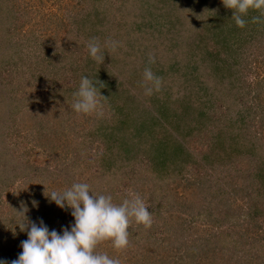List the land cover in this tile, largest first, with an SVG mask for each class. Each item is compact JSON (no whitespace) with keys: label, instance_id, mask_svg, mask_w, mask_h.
Listing matches in <instances>:
<instances>
[{"label":"trees","instance_id":"16d2710c","mask_svg":"<svg viewBox=\"0 0 264 264\" xmlns=\"http://www.w3.org/2000/svg\"><path fill=\"white\" fill-rule=\"evenodd\" d=\"M66 1L67 8L64 17L65 22L71 24L68 27L69 33L74 35L72 49L70 45L58 46L56 41L48 42V38H43L42 43L45 46L38 45L39 48L43 49L42 57L39 58V55L34 54L33 63H31L32 61H26L27 68H21L15 63L11 64V68L13 67L16 73H26L31 78H36L35 81L40 84L39 89L49 91H52L53 86H48L46 83L52 80L55 74L53 70L60 74L70 67L74 74L80 75L79 69L81 68L79 66L83 62L82 69L88 70L86 72L88 77L92 73L98 72L107 76L105 79L101 78L104 87L100 93L107 97V99H102V105H110V107L109 109H100L99 114L104 116H102L103 119H99V117L97 119L91 118L92 136L96 135L97 140L102 142L104 147L99 158L95 159L96 163H99L97 166L98 173L103 174L104 178L105 176L108 177L112 182L119 181L121 180L122 171L131 168L136 170L135 163L140 156H143L146 159L147 166L138 167L137 170L139 174L144 172L145 183L151 193V191L156 192L159 187H163L173 177L177 181L179 179L183 180L180 177L186 176L190 167L189 162H194L198 167L204 166L205 172L201 175L194 172L192 176L185 177L189 181L184 186L185 195L183 197V200H187V204L177 194H173L172 197L166 196L165 201L157 205L156 213L159 216L160 208L172 212L181 211V202H183L185 210L187 208V210L194 212L195 209L203 207V211L207 213L204 216L205 219L207 221L210 219L213 225L219 226L221 225V219L224 221L228 213L219 208V200L228 199L230 203L233 201V197L235 200L236 198L243 200L248 196L250 200L247 208H253L252 205L260 192L258 207H260V222H264V138H262L264 136V81L263 78H260L259 81L260 76L257 69L250 66L255 72L254 79L256 83H254L257 90L256 94L251 97H253L254 103H260V107L252 110L251 106L242 105V92L240 90H243V87L251 90L253 87H251L252 85H250L244 73L241 72V69L234 68L235 64H238L237 60L239 61L242 58L243 52H248V50H241L243 45L248 42L244 35L247 31L250 38L260 34V53L249 51L248 54L252 57L250 55L248 57L254 63L260 55V72L264 71V15H261L259 10L250 9L247 15L242 16L246 21L245 27L240 28L236 26L234 19L231 18L232 10L225 8L222 0H131L137 5V17H134L133 10L130 8L127 10V4L112 8L115 4L113 2L118 0ZM119 1L124 4V0ZM119 1L118 3H120ZM14 3L15 0L12 5ZM111 9L117 11L112 14ZM12 11L5 0L1 1L0 67L7 64L13 55L18 52L17 50L14 51V43L8 42L6 38L7 31L11 35L9 37L12 38L16 35L15 30L10 29L8 25L7 30L4 31L6 17ZM17 12H14V14ZM253 17H260L261 22L253 23ZM136 18L139 23V30L137 31L134 30ZM157 21L158 26H156ZM51 22L56 23L57 26L62 24V21L54 19L48 20L47 24ZM142 24H148V27L145 28ZM143 31L149 32L151 35L169 34L168 38L163 41L166 49L160 53L165 52L164 54H167L166 59L155 57V62L149 63L150 56L154 57L159 54H148L152 45L146 42L151 39L146 37V34L149 33ZM137 32L138 34L135 35L134 33ZM23 36L24 34H21V37ZM93 38H96L101 45L105 59L103 64L92 59L88 48L82 54V50L85 46L87 47L88 42ZM109 42H116L115 51L111 49ZM137 42L142 46L135 45ZM60 49L68 52L67 56L59 64H51L53 56L58 54ZM29 56L28 54V59ZM113 60L114 62H112ZM49 66H53L51 70ZM118 66L125 67L120 70ZM145 67H150L153 73L162 79L161 90L156 92V95L147 96L142 89H137L139 87L144 89L143 71ZM204 75L209 77V80L203 79ZM11 78L5 79L10 80ZM219 78L218 87L215 89L216 83L214 81ZM194 79L199 81L197 96L196 89L189 84ZM52 81L55 83V80ZM38 84H36V89ZM10 85L14 86L13 84ZM69 89L71 88L62 90L68 91ZM76 89L78 90V88ZM33 90L36 91L34 88ZM27 92L29 93L30 90H27ZM259 96L260 102L258 101ZM221 97L230 100L227 103L230 109H233L231 105H234L235 109H240L239 111L235 110V117H233L235 122L230 123L228 127L213 119L208 109L214 105L215 100L222 101ZM147 98L150 99L153 109H148L146 106ZM44 99L48 103L51 102V96L49 98V95H45ZM15 103L13 99H10V96L5 98L0 96V140L1 137H4L5 126L7 127L6 121L9 118L21 124V127L17 128L18 131L22 128L27 130L29 128L30 132L25 133V136L27 138L31 136L34 143L28 145L29 147L22 143L5 144V147L0 149V159L3 161V164L0 165V196L2 194L6 196H3L0 200V242L5 248L13 249L12 252L9 249L0 250V255L4 259H7V254L14 257L18 251H22L21 241L27 239L26 232H21L17 226L23 221V217L19 216L15 210L20 211L22 205L29 210L26 213L29 221L39 223L42 219L49 230L55 229L60 233L62 229H70V226L74 223L71 209H61L54 202H50L47 197L53 191L49 186L47 187V181L43 180L45 175H50L49 171L41 176V183L39 182L38 185L35 184L32 188H28L26 184L33 179V177L28 176L27 180L22 181L20 185L12 190L9 187L19 178L17 170H20L24 176L29 174L31 169L29 170L25 164L31 163L30 156L37 146L51 149L59 154H71L72 157L74 154L84 153L88 150V144H92L91 137H83L79 140L80 135H76L78 138L76 140L74 135L69 138L68 133L63 131L64 121L56 114L55 109L53 112L54 118L47 119L49 116L48 111L53 110V108L45 109L44 107L43 110H39L41 108L35 106L33 108L29 107V110L24 112L25 110L22 109H13ZM118 103L121 104L115 109ZM257 109H260V111ZM104 110L107 111L103 112ZM56 116L58 117L56 118ZM246 117L245 121L244 118ZM44 118L55 121L47 124ZM256 118H259L260 122V136L255 132H251L254 139L250 142L251 134L247 133L251 131L249 128V125L253 124L251 121ZM39 122L42 128L37 131L40 128V126L37 127ZM183 122L187 123L185 127L181 126ZM169 124L173 126L172 129L168 127ZM71 128L75 130L74 126ZM181 129L182 132H186L182 133ZM122 130H126V133ZM185 136L190 141L196 138L197 142H203L206 145L205 149L198 151L197 143L184 141ZM201 137L204 139L202 140ZM246 137H248V141L244 143ZM257 143L260 144V148H254ZM249 145L252 147L249 148ZM212 154L214 159L217 158V163H214V160L211 164ZM247 154L249 158H252L253 154L259 158V167L257 171L251 173L250 180L246 179V183H243L241 179L239 182H235L236 184L232 185L233 192L229 187H225V190L221 189L222 194L220 196L218 188L210 194L211 184L208 185L209 180L206 179L210 174V169H212L211 174L218 171L220 173L228 172V169L233 166V164L230 165L233 159L240 164V168H243L242 162L235 157L239 158ZM198 156L199 161L196 160ZM92 162L94 163V161ZM41 171L45 170L42 169ZM232 181H235V179ZM44 182L45 184L42 186ZM228 182L230 181H226V184ZM66 183L65 187L57 183L58 190L56 191L62 192L72 186V181L70 183L66 181ZM243 184H247V188L251 185L253 190L246 191ZM158 185L159 187L156 189ZM4 188H6L5 191ZM7 188L10 191L9 189L6 191ZM90 188L91 191L96 190L92 186ZM33 201L37 202L36 206H33ZM229 205L231 206V204ZM198 211L200 209H197L196 213ZM190 214L192 213L186 215V221L182 219L178 224L174 221L167 225V231L172 233L170 235L175 234L178 237L181 236L184 239L188 237L186 239H189V243H185L183 250L184 260L188 261L185 263L177 261L176 263L175 258H173L170 263L198 264L199 262L204 264L199 257H207L208 252L211 251L216 254L213 246L217 240L220 242V249L224 252H228L229 247L235 248L237 245H241L243 247L241 250L245 252L244 246L246 243H240V241H245L240 240V237L232 231H228V233L221 230V232L207 237L204 235L203 239L197 242L196 237L193 236L197 225L193 224L195 218H189ZM252 214L253 209H247L242 221L246 224L255 223L254 219L251 218ZM232 234L236 236V239ZM227 238L233 246L226 245ZM255 250L260 251V255H256L260 256L256 257L259 258L258 262L264 264V223H260V250L256 248ZM107 254L112 257L111 253ZM181 256L182 254L179 258ZM222 257L224 259L223 264H226L230 257L224 254H222ZM248 257L252 259L255 256L253 254ZM112 258L120 259L122 264L127 262L125 258L121 259L116 256ZM197 258H199L198 262ZM211 263L214 262L211 261Z\"/></svg>","mask_w":264,"mask_h":264},{"label":"rangeland","instance_id":"374dc122","mask_svg":"<svg viewBox=\"0 0 264 264\" xmlns=\"http://www.w3.org/2000/svg\"><path fill=\"white\" fill-rule=\"evenodd\" d=\"M1 1L3 0H0V3ZM5 1L8 3L9 7H11V10H13L14 12H17L19 10V12H17L16 14H14V12L12 11L11 14L7 15L6 17L7 21H5L6 26L4 27V31L7 30L8 25L10 29L15 30L16 35L12 36V38L9 37L11 35L7 31L6 38L8 42L11 41V43H14L13 45L15 47L14 51L17 50L18 52L17 54L13 55L12 59L8 61L7 64H3L0 67L1 70L0 96L4 98L10 96V99H13L16 102L13 105V109H22L23 111L25 110L24 112L29 110L28 109L29 107L33 108L35 106H39V108H41L39 110H43L44 107L45 109L53 108V110L48 111L49 116L47 119L54 118L53 112L55 109L56 114H58L60 119L64 121L63 131L68 133L69 138H72V136L75 135L74 136L75 139L78 140L76 135H80L79 140H81L83 137H91L92 139V144L90 143L88 144L87 151H85L84 153H80L81 155L74 154L72 157L71 154L70 155L66 153L59 154L58 152H53L51 149L43 148L40 146L35 147L34 151L30 156L31 163L28 162L25 164V166L29 168V170L31 169L29 174L27 176H24V174L20 172V170H17L18 171L17 174L19 178L16 182L14 181L11 184L12 186L9 188L14 190L17 185H20L22 183V181L27 180L28 176L33 177V179L28 184H26V186L28 188L29 187L32 188L33 185L35 184L38 185L39 182L41 183V179H40L41 176H44L43 174L49 171L50 175L49 174L45 175L43 177V180L47 181L46 183L47 187L49 186V188L53 191L58 190V187L56 186L57 183L63 185V187L67 185L66 181L69 183L72 181L71 184L88 183L90 186L96 188V190L92 191L95 194H104V195L111 194L114 198L113 203L115 204H120L124 199L130 198V194L133 192L138 193L141 196V198L144 200L145 204L147 205L149 212L152 214L153 223L151 228L145 229L143 225H138L133 221L128 229L129 244L125 249L123 250L114 249L111 241L101 242L96 249L98 253H111L112 257L116 256V257H120L121 259L125 258L127 261L126 264L129 263L168 264L173 258H175L176 263L177 261H182L184 263L187 262L188 260L187 261L184 260L183 250L185 243L186 244L189 243V239H186L188 237L184 239V237L181 236L178 237L175 234L170 235L172 233L167 231V225L168 223L174 221H175L174 223L178 224L179 222H181L182 219H185L186 221V215H188V213H192L190 214L189 218H193V219L195 218L193 224L197 225V229L193 236L196 237L195 239H197V242L203 239L204 235L205 237H207L208 235L216 234L217 232H221V230H223L224 232L232 231L234 234H236V236L240 237L239 238L240 240L243 239L245 241V242L240 241V243H246V245L244 246L245 252L241 250L243 249L241 245H239L240 248L238 245L235 246V248L229 247L228 252H224L222 249H220L219 247L220 242L217 240L215 241V245L213 246V249L216 254L212 253L213 251H211L208 252L207 257L209 258L202 256L199 257L200 259L203 260L204 264H212L211 261L214 262L213 264H223L224 259L222 257V254L230 257L226 262V264H257V263L260 264V262H258L259 258H256V257H260V256H256V255H260V251L255 250V248L260 250V223H264V222H260V207H258L259 206L258 198L260 197V192L258 193V198L255 200V202L252 205L253 208H247V206H249L248 202L250 200V197L248 198V196H246V198L243 200H239L236 197L235 200L233 197L232 200L234 202L232 201L230 203L228 199L219 200V205H218L219 208L222 211L225 210L226 213L227 212L228 213L224 221L221 219L222 226L221 225L218 226L216 224L213 225L210 219L208 221L205 219L204 216L207 215V213L203 211L204 210L203 207L197 208L200 209V211L196 213L197 209H195L194 212L192 210H187V208L185 210V206L183 204V202L187 204V200H183V197L185 195L184 186H186L189 183L188 178L185 177L192 176L194 172L197 173L198 175L203 174L205 172L204 166L198 167L194 162H189V166H190L188 168L189 171H187L186 176L180 177L183 180L179 179L177 181V179H173L174 178L173 177L166 184H164L163 187H159V185L156 186V189L157 187H159V189L156 192L151 191V193L149 191V187L145 183V176L143 175L144 172L139 174L137 170L138 167L147 166L146 159L143 156H140L139 159L136 161L135 163L136 170L131 168L122 171L120 177L121 180L119 181L112 182L108 177L105 176L104 178L103 174L98 173L97 166L99 163H96L95 159L99 158V155L102 152V148L104 147H103V143L97 140L96 135L92 136L91 118L97 119L99 117V119L101 118L103 119L104 116L101 114L98 115V113L96 112L90 114H83V113H77L74 109H69L72 108L73 99H74L73 93L75 92V90H77L76 88L79 87L81 78L84 76L88 77L86 74L88 70L82 69L84 62L82 64L80 63L79 66L81 68L79 69L80 75L74 74L70 67H68L66 71L60 74L56 73V70H53V72H55L54 74L55 77L53 76L52 80H55V83H53L52 80L46 83L48 86L51 85L53 86L52 91H49L47 89H39L40 84H38L37 81H35L36 78H31L26 73H24L25 75H27L25 77L24 74L16 73L14 71V68L13 67L11 68L12 66L11 64L13 63H15L18 66H21V68H27L26 61L27 62L32 61L31 63H33V60L35 58L33 57L34 54L39 55L38 56L39 58L42 57L43 49L39 48L38 45L42 44L45 46V44L42 43L44 41L43 38L44 39L48 38V42L56 41V44L58 46L64 44L70 45V48L72 49L73 47L72 40L74 38V35L69 33L68 27H70L71 24L65 22V17H64V13L66 12V8H67L66 6L67 1L66 0H15L14 5H12L14 0H5ZM118 1L113 2L115 4L112 8L127 4V10L130 8L131 10H133L132 13L134 17L138 16V12L136 11L137 5L135 2H131V0H124V4H123L122 1H119L120 3H118ZM116 11L117 10L115 9H111L112 14L115 13ZM50 19H54L56 21H62V24L58 26L56 25V23L53 24L52 22L50 24H47L48 20ZM25 20L26 22H24ZM142 26L147 28L148 24H142ZM156 26H158V21L156 23ZM134 30L136 31L139 30V23L137 21V18L134 24ZM144 33H149V32H144ZM21 34H24V36L21 37ZM134 34L137 35L138 32ZM244 35L246 36L245 38L248 39V42H246L243 45V48L241 50L242 51L248 50V52L247 53L243 52L242 58H240L239 61L237 60L238 64H235L234 68L236 69L240 68L241 72L244 73L246 79H248V81L250 82V85H252L251 87H253L251 90H248L244 87L243 90H240V92H242V97H241L243 100L242 105L244 106L249 105L253 108L252 110H256L255 109L256 107H260V103L257 104L254 103V101L252 100L253 97H251L257 92L255 86L256 81L254 79L255 72L253 68L257 69V72L259 73L258 74L260 76L259 81L260 78H263L264 81V71L260 72V55L257 57L256 61L252 63L248 57V55H250L248 53H250L249 51H257L260 53V34L256 35V37L250 38L248 32L246 31ZM168 36L169 34L166 33L161 35H157V34L151 35L150 33L146 34V37L151 39V40L148 39L149 42L146 43L152 45V47H150L151 49L148 52V54L149 55H153L154 53H155L154 55L159 54L158 56H154V58L157 57V58L166 59L167 54H164L165 52L162 54L160 53L165 51L166 49V46L163 41L166 40ZM182 36L183 35L181 34V37ZM138 44L139 46H142V44L138 42L135 43V45ZM85 49H87L86 46L82 50V54H84ZM67 53L68 52L61 51L60 49L58 54L53 56V61L51 64L54 65L59 64L64 59V57L67 56ZM28 54L30 55L29 59L27 57ZM112 62H114V60ZM250 66L253 68H250ZM51 67L53 66H49L50 70ZM118 67L120 70H123L125 66H118ZM106 77L107 76L104 73L98 72V73H92V75H90V77L88 78L93 80L94 82L95 80L101 82V78L105 79ZM5 78H11V79L6 80ZM202 78L208 79L209 77L204 75ZM219 80L220 78L214 81L216 83L214 87L215 89L218 87L217 82ZM198 82H199L198 79H194V81L189 83L191 86H193L196 89L195 92L196 96L198 94L197 90L199 89ZM10 84H13L14 86H11ZM36 84H38L37 89H36ZM31 86L32 88H30ZM69 87L71 89H69L68 91L62 90L64 88H69ZM33 88L36 90L35 92ZM137 89H142V91H144V89L140 87ZM27 90L28 91L30 90V92L28 93ZM102 91L103 90L101 88L100 92ZM153 94L156 95L157 93L154 92ZM45 95L46 96L49 95V98L51 96L50 103L45 101L46 100L44 99ZM220 99L222 101L215 100L214 105L208 108L209 113L213 117V119H215L218 123L225 125V127H228L230 123L233 124V122H235V119L233 118L235 117V110L239 111L240 109H235L234 105H231L233 109H230V106L227 104L229 103L230 100H226L223 97H221ZM147 100L148 102L146 106L148 107V109L149 108L153 109L150 99L147 98ZM258 101L260 102V96ZM132 103H134V101H132ZM101 104H102V100H101ZM120 104L121 103H118L115 109H117L120 106ZM109 107L110 105H106V106L102 105L101 109H109ZM243 108L241 109L243 110ZM167 109L169 108L167 107ZM257 110L260 111V109ZM106 111L107 110H104L103 112ZM132 111L134 112V109ZM238 115H240V113H238ZM58 116H56V118ZM237 117L238 116L236 115V118ZM38 118L41 117L39 116ZM246 119L247 117L244 118L245 121ZM44 120L45 123L47 124L55 121V120L53 121L46 120V118H44ZM113 121H111V123H113ZM251 122L253 123L249 125L251 131L250 133L247 134H251V132H255L260 136L259 118H256ZM172 124L175 125L174 122H172ZM186 124H187L186 122H183L181 126L185 127ZM6 125L7 127L5 126V130L3 133L4 137H1L2 139L0 140V144H1L0 149H3V147H5V144L14 145L17 143H22L28 146L34 143L33 140H31V136H28V138L25 136V133H27L30 130L29 128L28 130L22 128V130L18 131L17 128L21 127V124H19L18 121L14 122L9 118L6 121ZM39 126L40 128L37 129V131L41 130L42 128L40 122L37 124V127ZM72 126L75 127V130L71 128ZM168 127L171 128L173 126L169 124ZM122 131L126 133V130H122ZM262 138H264V136ZM201 139L203 140L204 138L201 137ZM252 139L254 138L251 134L250 142H252ZM184 141L193 142V143L196 142L198 151L204 150L205 149L204 147H206V145L203 142H199V141L197 142L196 138L191 139L190 141V139L187 138V136H185ZM247 141H248V137H246V140L244 139V143H246ZM248 147L250 148L252 146L249 145ZM254 148H260V144L257 143V145ZM14 156L17 157V155L15 154ZM212 157L213 159L211 161V164L214 162V160H215L214 163H217V158L214 159L213 154ZM235 158L242 162L243 168H240L239 167L240 164L237 163L236 160L234 161L233 159V162L230 164V165L233 164V166H231V168L228 169L229 170L228 172L226 171L220 173L218 171L214 174H211L212 169H210V174H208V177L206 178L209 180L207 182L208 185L211 184L210 194L216 191V189L218 188L217 190H219V196H220V194H222L221 189L225 190V187H229L231 192H233L232 185L236 184L235 182H239V180L241 179L243 183H246V179H249V177H251V173L257 171L259 167V162H258L259 158H257L255 154L252 155V158H249L248 154L246 156H242L239 158L236 156ZM196 160L199 161V156L197 157ZM92 161H94V163ZM2 164L3 161H1L0 159V165ZM42 169H44L45 171H41ZM234 179L235 181H232ZM226 181H230V182L226 184ZM44 184L45 182L42 183V186ZM243 187H245L246 191L253 190V187H251V185L249 186V188H247V184H243ZM9 188H7L6 191H8ZM5 189L6 188H4V191ZM173 194H177L182 198L183 201L181 202L182 210L172 212L171 210L167 211L163 208H160L159 209L160 216H159L156 213L157 205H159L162 201H165L164 198H166V196L172 197ZM3 196L6 197L5 194L4 195L2 194L0 196V200L3 198ZM229 204H231V206ZM247 209H253V214L251 216V218L254 219L255 221V223L253 224L252 223L246 224V222L242 221L244 219V213L246 212ZM234 234L232 235L236 239V236ZM222 238L224 237L222 236ZM0 240H1V236H0ZM227 244L232 245L231 241H229V238H227L226 245ZM1 247L4 246H2L0 242V250L5 251L9 249L11 250V252L13 250L5 247L2 249ZM20 252L21 251H18V253L15 254L16 255L14 256L15 259L18 257ZM181 254L182 256L181 258H179ZM253 254L255 257H253L252 259L248 257ZM8 255L10 254H7V259H4V257L0 255V260H6L8 262L12 261L14 257ZM199 258H197V262ZM176 263L171 262L170 264H176ZM198 264L200 263L198 262Z\"/></svg>","mask_w":264,"mask_h":264},{"label":"clouds","instance_id":"9594fccd","mask_svg":"<svg viewBox=\"0 0 264 264\" xmlns=\"http://www.w3.org/2000/svg\"><path fill=\"white\" fill-rule=\"evenodd\" d=\"M225 8L232 10V19L236 26L245 27L242 16L248 11L259 10L264 15V0H222ZM253 23L261 22L260 17H253ZM115 51L116 42H109ZM90 56L102 64L104 53L96 38L87 45ZM155 58L149 57V63ZM98 85V86H97ZM104 84L95 82L88 77L81 78L78 90L73 93L72 108L77 113H98L102 108L101 100L107 97L101 95ZM143 87L145 95L151 96L162 87V79L156 76L150 67L143 71ZM61 209H71L74 223L69 228L58 233L49 230L41 219L39 223L29 221L26 213L29 211L22 205L16 213L23 217L17 226L21 232H26L27 239L21 241L22 251L10 262L0 260V264H122L118 258H112L107 253H98L97 246L104 241H111L114 249L123 250L129 244L130 224L134 221L149 229L153 223L152 214L138 193H131L130 198L120 204L113 203L111 195L95 194L88 183H74L62 192L52 191L47 195ZM37 202L33 201V206Z\"/></svg>","mask_w":264,"mask_h":264}]
</instances>
